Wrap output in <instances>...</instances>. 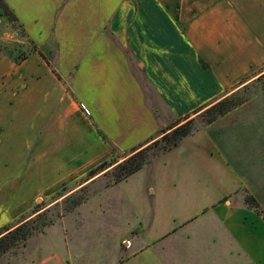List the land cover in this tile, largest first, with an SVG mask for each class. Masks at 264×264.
<instances>
[{
    "label": "crops",
    "instance_id": "1",
    "mask_svg": "<svg viewBox=\"0 0 264 264\" xmlns=\"http://www.w3.org/2000/svg\"><path fill=\"white\" fill-rule=\"evenodd\" d=\"M19 1L40 8L47 34L24 33L46 57L56 48L57 68L36 66V55L21 67L0 59V227L34 195L80 179L113 150L131 156L264 73V0ZM79 89L74 101L69 90ZM212 209L225 243L180 247L171 264L200 261L201 250L214 259L200 263L217 264L219 248L225 264H264L263 217L225 202Z\"/></svg>",
    "mask_w": 264,
    "mask_h": 264
},
{
    "label": "rangeland",
    "instance_id": "2",
    "mask_svg": "<svg viewBox=\"0 0 264 264\" xmlns=\"http://www.w3.org/2000/svg\"><path fill=\"white\" fill-rule=\"evenodd\" d=\"M11 1L12 9L5 0L0 5V59L8 58L21 67L30 55H36V66L56 69V48L46 57L25 34V29L31 37L47 34L40 25V8L29 3L24 11L26 4ZM44 11L50 13L47 7ZM46 42L50 43L43 45ZM82 75L78 83L85 80ZM60 77L66 79L68 89L73 87L68 82L72 75ZM81 91L71 94L69 90V94L74 101L82 100ZM231 94L234 107L226 115L210 124V115L204 111L193 116L191 137L167 153H158L163 147L160 139L155 147V141L149 144L146 164L124 181L111 185L118 172L115 165L94 178L89 176L103 162L119 164L125 159L113 150L80 179L59 185L51 195H34L25 212L0 227L1 234L23 224L20 234H29L0 256V264H85V256H90L88 264H171V254L180 247L225 243L222 225L213 215L214 205L225 202L243 207L264 220V73ZM5 167L4 173H12L11 177L21 176V169ZM140 251L137 262L131 255ZM222 251L218 249L217 264L227 263ZM198 253L201 262L214 259L208 250L206 258L203 250ZM96 256L100 257L96 260ZM200 261L192 256L187 264H203Z\"/></svg>",
    "mask_w": 264,
    "mask_h": 264
},
{
    "label": "trees",
    "instance_id": "3",
    "mask_svg": "<svg viewBox=\"0 0 264 264\" xmlns=\"http://www.w3.org/2000/svg\"><path fill=\"white\" fill-rule=\"evenodd\" d=\"M0 5H3L2 0H0ZM232 96L233 94L225 97L224 99L212 105L210 108L204 110L205 114L210 115V118L208 119L209 124L214 122L217 118L226 115L234 107V104H232L231 101ZM191 124L192 120H189L186 123L182 124L178 122L175 125L169 126L165 131H163V134L167 132L169 133L160 138V141L163 143V147L160 148L158 153L164 154L169 152L170 150L175 148L183 139L189 137L194 132V130L191 128ZM158 142V140L155 141L152 144V147L157 146ZM149 148L150 146L141 149L131 156L126 157L119 164L112 161L103 162L102 164L91 170L89 172V176L91 178H94L99 173H102L115 165L113 169L118 170V172L115 179L111 182V185L122 182L129 176L139 171L146 164V156L144 154ZM81 201L82 200H79V202L73 204V207L78 206ZM69 211H72V209L70 208L67 212ZM22 228L23 224L11 232H9V230L7 229L0 234V256L17 243L27 239L29 234H20V232H22Z\"/></svg>",
    "mask_w": 264,
    "mask_h": 264
},
{
    "label": "built area",
    "instance_id": "4",
    "mask_svg": "<svg viewBox=\"0 0 264 264\" xmlns=\"http://www.w3.org/2000/svg\"><path fill=\"white\" fill-rule=\"evenodd\" d=\"M80 108L84 114L88 115V111L82 105H80Z\"/></svg>",
    "mask_w": 264,
    "mask_h": 264
}]
</instances>
